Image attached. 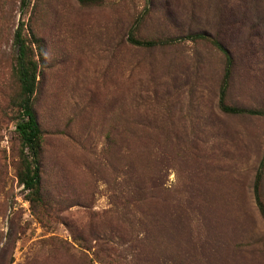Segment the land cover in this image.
<instances>
[{"label": "rangeland", "instance_id": "1", "mask_svg": "<svg viewBox=\"0 0 264 264\" xmlns=\"http://www.w3.org/2000/svg\"><path fill=\"white\" fill-rule=\"evenodd\" d=\"M22 1L0 0V264H264V116L220 106L229 55L226 104L264 111V0ZM21 23L38 204L13 120Z\"/></svg>", "mask_w": 264, "mask_h": 264}, {"label": "trees", "instance_id": "2", "mask_svg": "<svg viewBox=\"0 0 264 264\" xmlns=\"http://www.w3.org/2000/svg\"><path fill=\"white\" fill-rule=\"evenodd\" d=\"M80 3L96 2L98 0H78ZM30 0H23L22 6L27 7ZM24 23H21L14 37L17 46L18 58L15 69L16 78L19 82L20 92L13 101V120L16 123V131L21 142V164L19 179L28 191V200L31 204L42 202V172H41V130L37 121L33 101L38 84V62L34 58L27 39L24 37ZM150 44V43H148ZM225 51V50H224ZM232 66L231 57H227V69L221 90L220 106L227 114H249L264 116V111L241 109L226 104V93L229 87V77ZM264 169V159L255 184L256 202L260 212L264 216V204L259 195L261 172Z\"/></svg>", "mask_w": 264, "mask_h": 264}]
</instances>
